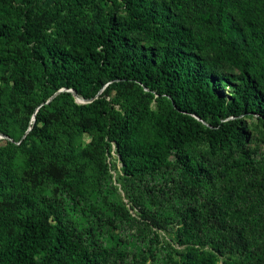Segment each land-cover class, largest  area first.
<instances>
[{
	"label": "trees",
	"instance_id": "1",
	"mask_svg": "<svg viewBox=\"0 0 264 264\" xmlns=\"http://www.w3.org/2000/svg\"><path fill=\"white\" fill-rule=\"evenodd\" d=\"M190 1L198 6H185ZM237 4L0 0V130L12 114L26 116L23 139L16 144L5 131L8 138L0 144V264H104L64 219L58 198L45 191L81 165L73 145L77 135L89 136L99 156L113 143L129 178L162 176L177 166L192 184H201L210 171L192 153L199 141L210 154L238 152L222 176L251 163L240 119L254 115L264 128V6L246 3L234 14ZM103 5L113 9L108 17L86 11ZM119 10L123 18L115 14ZM192 21L204 35L189 26ZM133 33L160 44L144 48ZM205 45L212 58L203 54ZM223 62L237 73L223 71ZM144 89L156 95L162 111L131 104L114 109L111 100ZM72 90L86 102H77ZM18 152L25 162L19 172ZM255 184L264 190V168ZM153 187L168 193L165 186ZM232 199L228 189L212 199L215 220ZM197 212L187 209L189 227ZM43 250L47 260L37 256ZM165 264L218 263L201 251L189 261Z\"/></svg>",
	"mask_w": 264,
	"mask_h": 264
},
{
	"label": "rangeland",
	"instance_id": "2",
	"mask_svg": "<svg viewBox=\"0 0 264 264\" xmlns=\"http://www.w3.org/2000/svg\"><path fill=\"white\" fill-rule=\"evenodd\" d=\"M152 1L155 4L168 0ZM237 1L238 4L232 7L234 14L246 3L264 6V0ZM186 5L198 6L194 1ZM112 10L110 5L86 9L87 13L98 12L106 17ZM115 14L120 18L125 16L123 10ZM189 26L204 35L205 31L199 24L192 21ZM48 32L51 33L50 30ZM132 36L137 37L144 48L154 49L160 44L146 40L140 33ZM57 39L61 40V37L57 36ZM203 54L207 58L213 57L207 45ZM221 69L237 73L233 66L224 62ZM145 91H133L127 100L122 97L117 101L111 100L114 109L121 112L123 107L131 104L162 111L163 105L156 95H147ZM37 94L43 93L38 90ZM25 117L18 112L12 114L10 124L0 130V144L8 138L5 131L13 135L16 144L23 139ZM33 121L30 117L29 123ZM240 123L245 130L242 147L251 153V163L244 170L233 171L229 178L222 176L220 170L238 158L235 150L210 154L206 143L195 142L192 153L210 171L207 179L198 185L187 180L177 166L162 176L129 178L122 170L113 143L99 156L89 145L91 138L80 134L73 144L81 164L78 170L73 168L71 177L65 178L64 183L51 184L45 191L52 198H58L64 219L89 249L101 253L104 264L189 261L201 251L211 252L218 264H264V190L255 184L264 168V128L254 115L242 116ZM82 147L86 149L85 153ZM24 165L23 153L18 152L14 157V169L19 172ZM153 185L165 186L168 193H158ZM227 189L232 194V202L222 211L221 219L215 220L213 217L217 214L210 213V202ZM193 208L197 209L198 216L189 227L186 213L187 209ZM205 212H209L208 218H205ZM45 255L43 250L37 256L47 260L48 255ZM47 264H53V260Z\"/></svg>",
	"mask_w": 264,
	"mask_h": 264
},
{
	"label": "water",
	"instance_id": "3",
	"mask_svg": "<svg viewBox=\"0 0 264 264\" xmlns=\"http://www.w3.org/2000/svg\"><path fill=\"white\" fill-rule=\"evenodd\" d=\"M73 91V90H72ZM73 95L76 97L77 101L80 103L86 102L83 98H81L75 91H73ZM34 119V117H33Z\"/></svg>",
	"mask_w": 264,
	"mask_h": 264
}]
</instances>
